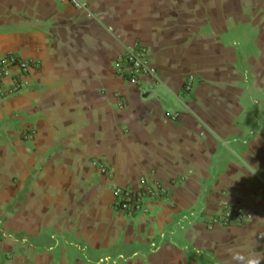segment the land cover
I'll return each instance as SVG.
<instances>
[{
	"label": "crops",
	"instance_id": "1",
	"mask_svg": "<svg viewBox=\"0 0 264 264\" xmlns=\"http://www.w3.org/2000/svg\"><path fill=\"white\" fill-rule=\"evenodd\" d=\"M87 2L0 0V59L36 63L0 102V264H264V3ZM142 179L168 197L116 210Z\"/></svg>",
	"mask_w": 264,
	"mask_h": 264
},
{
	"label": "built area",
	"instance_id": "2",
	"mask_svg": "<svg viewBox=\"0 0 264 264\" xmlns=\"http://www.w3.org/2000/svg\"><path fill=\"white\" fill-rule=\"evenodd\" d=\"M73 8L85 12L89 18H93L87 0H62ZM123 74L131 81H136L139 76H148L158 81L157 70L149 63L147 51L144 47L136 44L126 48L123 58ZM36 68V63L16 55H8L0 59V102L15 97L31 86L30 76ZM193 88V79L187 84V92ZM35 132L26 134L27 139H33ZM100 172L109 178L113 177L112 171L104 164L98 165ZM116 196L115 209L126 215L147 212L148 200H162L168 197L169 190L159 182H149L142 179L138 188L114 187ZM250 216L242 210L233 209L216 217L213 224L227 226L232 220L245 221Z\"/></svg>",
	"mask_w": 264,
	"mask_h": 264
},
{
	"label": "clouds",
	"instance_id": "3",
	"mask_svg": "<svg viewBox=\"0 0 264 264\" xmlns=\"http://www.w3.org/2000/svg\"><path fill=\"white\" fill-rule=\"evenodd\" d=\"M241 264H244V262H241ZM246 264H260V260L259 258H248Z\"/></svg>",
	"mask_w": 264,
	"mask_h": 264
},
{
	"label": "rangeland",
	"instance_id": "4",
	"mask_svg": "<svg viewBox=\"0 0 264 264\" xmlns=\"http://www.w3.org/2000/svg\"><path fill=\"white\" fill-rule=\"evenodd\" d=\"M249 2L251 3H259V2H263L264 3V0H248Z\"/></svg>",
	"mask_w": 264,
	"mask_h": 264
}]
</instances>
